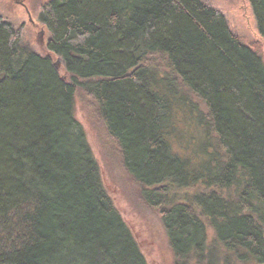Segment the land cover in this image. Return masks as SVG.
Returning a JSON list of instances; mask_svg holds the SVG:
<instances>
[{
  "label": "trees",
  "instance_id": "trees-1",
  "mask_svg": "<svg viewBox=\"0 0 264 264\" xmlns=\"http://www.w3.org/2000/svg\"><path fill=\"white\" fill-rule=\"evenodd\" d=\"M248 2L264 43V0ZM38 21L48 56L0 17V264H148L75 118L78 94L171 264H264L262 51L201 0H48Z\"/></svg>",
  "mask_w": 264,
  "mask_h": 264
},
{
  "label": "rangeland",
  "instance_id": "rangeland-1",
  "mask_svg": "<svg viewBox=\"0 0 264 264\" xmlns=\"http://www.w3.org/2000/svg\"><path fill=\"white\" fill-rule=\"evenodd\" d=\"M47 1L0 0V17L19 32L22 42L31 51L41 56L49 55L46 47L49 33L38 21V14ZM201 1L223 15L232 34L243 43L252 45L256 49L259 48L264 56V43L258 35L255 18L248 0ZM26 10L32 22H29ZM256 43H260V47L255 46ZM51 58L53 63L57 60L52 56ZM58 70L62 73L61 64ZM74 115L83 127L91 150L98 160L105 187L117 209L136 235L148 264H171L172 257L161 236L157 215L140 206L137 201V191L123 172L116 145L96 118L92 104L83 95L76 96ZM182 130L187 137L198 134L192 130L190 125L184 126ZM192 142L193 140L190 143L192 144ZM190 143H188V147L193 148L194 145ZM183 147L185 145L182 141L174 144L176 150Z\"/></svg>",
  "mask_w": 264,
  "mask_h": 264
},
{
  "label": "water",
  "instance_id": "water-1",
  "mask_svg": "<svg viewBox=\"0 0 264 264\" xmlns=\"http://www.w3.org/2000/svg\"><path fill=\"white\" fill-rule=\"evenodd\" d=\"M28 14V16H29V18H30V15H29V13H27ZM31 21V20H30ZM42 33V32H41ZM60 64H61V60L60 59H57L55 62H54V67H55V69H57L58 70V67L60 66Z\"/></svg>",
  "mask_w": 264,
  "mask_h": 264
},
{
  "label": "flooded vegetation",
  "instance_id": "flooded-vegetation-1",
  "mask_svg": "<svg viewBox=\"0 0 264 264\" xmlns=\"http://www.w3.org/2000/svg\"><path fill=\"white\" fill-rule=\"evenodd\" d=\"M28 13V11L26 10V14ZM28 20H29V22H32V21H30V19L28 18Z\"/></svg>",
  "mask_w": 264,
  "mask_h": 264
},
{
  "label": "bare ground",
  "instance_id": "bare-ground-1",
  "mask_svg": "<svg viewBox=\"0 0 264 264\" xmlns=\"http://www.w3.org/2000/svg\"><path fill=\"white\" fill-rule=\"evenodd\" d=\"M27 16H28V14H27ZM28 18H29V16H28ZM30 19V18H29ZM31 20V19H30Z\"/></svg>",
  "mask_w": 264,
  "mask_h": 264
}]
</instances>
